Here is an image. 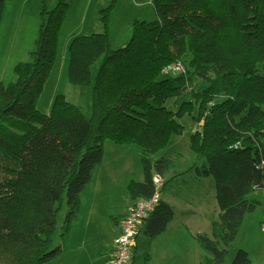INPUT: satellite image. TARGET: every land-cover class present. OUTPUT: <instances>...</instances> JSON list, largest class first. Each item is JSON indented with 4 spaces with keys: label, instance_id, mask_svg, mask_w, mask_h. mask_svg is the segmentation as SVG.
<instances>
[{
    "label": "trees",
    "instance_id": "1",
    "mask_svg": "<svg viewBox=\"0 0 264 264\" xmlns=\"http://www.w3.org/2000/svg\"><path fill=\"white\" fill-rule=\"evenodd\" d=\"M10 1L0 0V28ZM153 4L157 19L137 20L132 40L119 50L110 37L116 1L100 11L103 33L71 40L70 82L93 91L88 120L65 95L56 97L49 114L38 110L70 10L69 0H58L53 10L41 0L35 49L16 65L14 81L0 83V264H51L65 251L81 194L103 163L108 140L139 150L144 181L128 186L133 206L154 196L157 175L164 189L193 170L213 180L219 217L212 236L197 235L201 264H224L246 215L264 210L258 197L264 195V0ZM173 65L184 71L164 74ZM194 78L208 86L194 88ZM144 102L148 109L140 108ZM186 116L199 127L190 150L204 162L174 174L173 160L153 157L184 132ZM65 197L63 245L55 247ZM174 215L161 194L140 231L156 238ZM232 264L252 261L241 250Z\"/></svg>",
    "mask_w": 264,
    "mask_h": 264
},
{
    "label": "rangeland",
    "instance_id": "2",
    "mask_svg": "<svg viewBox=\"0 0 264 264\" xmlns=\"http://www.w3.org/2000/svg\"><path fill=\"white\" fill-rule=\"evenodd\" d=\"M115 1L116 7L111 15L110 23L113 50H119L130 43L137 20L153 22L157 19L153 0H69L70 10L60 33L57 59L38 102V110L41 113L49 114L56 97L65 95L70 103L81 110L86 119L89 120L92 117V89L74 86L69 79V45L75 36L103 33L104 25L100 11L109 8ZM21 3L22 0H11L7 4L8 12L0 28V83H10L15 80L16 65L29 60V54L35 49V42L38 39L41 25V0H27L24 6ZM57 5L58 0H49L50 10L55 9ZM253 8L256 10V3H253ZM99 68L100 63L94 66L93 71L97 73ZM193 85L197 89L207 87L208 83L194 78ZM172 106L175 108L174 105ZM149 107L147 102L140 105L142 109ZM167 107L171 109V101L167 103ZM180 122L185 127L184 132L172 137L168 145L153 157L154 160L160 158L173 160L172 173L177 174L186 172L195 164L201 166V162H204L190 150V137L199 128L198 124L189 116ZM115 146L118 145L109 140L105 143V147L111 148L106 159L107 166L110 164L109 167H112V170L103 172L102 178L105 184L101 194L106 199L104 210L110 213L108 216L115 215L114 217L119 218L127 211L131 203L128 193L129 184L132 181L143 182L144 172L136 145L120 146L113 151L112 148ZM184 160L188 162V167L184 165ZM108 179L111 180L108 181ZM166 189V194L174 205L177 216L176 223L170 224L169 231L161 241L167 250L171 249L165 259L169 260L170 264H201L204 251L197 235L212 236V223L219 217L214 182L212 179L198 178L194 170L171 181ZM165 190L162 192L163 197H165ZM258 197L264 203V195L259 193ZM68 213L67 197H65L63 211L59 215L55 247L63 245L62 235ZM112 218L111 216L110 222L103 223L104 233L108 232L110 224L114 222ZM182 223L186 224L182 225ZM263 223L262 208L246 215L224 264H232L241 250L249 254L252 264H264ZM142 240H144L143 237ZM144 241L148 242L149 239L145 238ZM142 250L145 251L143 244ZM144 262L146 259L144 260L143 257L139 264Z\"/></svg>",
    "mask_w": 264,
    "mask_h": 264
},
{
    "label": "crops",
    "instance_id": "3",
    "mask_svg": "<svg viewBox=\"0 0 264 264\" xmlns=\"http://www.w3.org/2000/svg\"><path fill=\"white\" fill-rule=\"evenodd\" d=\"M26 3L27 0H22L21 5L24 6ZM22 9L23 8L21 7V11ZM117 147L115 146L112 150L114 151ZM110 151V147H105L103 163L95 169L91 183L81 194V207L78 217L73 224L71 235L65 243V251L55 258L51 264H111L116 240L122 232V220L129 213L132 207V202L127 211L120 215L119 218L114 217L115 215L108 216L110 213L104 210L106 208V199L101 194V190L105 184V180L102 178V175L104 171L112 170V167H109L110 164L107 166L106 159V155L107 153H110ZM184 165L188 167V162L186 160H184ZM174 174L177 173L174 172ZM110 180L111 179H108V181ZM166 190L165 197L162 196V199L164 202L168 203L173 210H175L168 194H166ZM111 216L113 217L114 224L111 223L108 232L104 233L102 225L103 223H107V221L110 222ZM176 216L177 214L175 213L173 223H170L171 225L176 223ZM170 224L165 233L153 239L145 234V231L143 230L144 228L140 231L139 236L137 237L134 264H139L143 257L144 260L146 259L144 264H170V261L166 260L165 257L169 254L171 249L167 250L166 246L161 242L165 237L164 235L169 231ZM185 224L186 223H182V225ZM142 237L144 240L145 238H148L149 241L145 242L142 240ZM142 244L145 246V251L142 250ZM147 253L148 257H146Z\"/></svg>",
    "mask_w": 264,
    "mask_h": 264
},
{
    "label": "built area",
    "instance_id": "4",
    "mask_svg": "<svg viewBox=\"0 0 264 264\" xmlns=\"http://www.w3.org/2000/svg\"><path fill=\"white\" fill-rule=\"evenodd\" d=\"M184 71L180 65H173L164 71V74H177ZM156 192L147 200H141L134 205L122 220V232L116 240L111 264H133L137 237L145 219L155 210L161 200V194L165 187V181L160 176L154 179ZM264 230V223L262 224Z\"/></svg>",
    "mask_w": 264,
    "mask_h": 264
}]
</instances>
